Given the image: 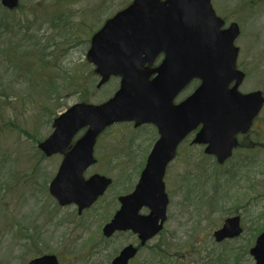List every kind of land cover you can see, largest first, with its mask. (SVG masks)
<instances>
[{
    "label": "rangeland",
    "instance_id": "rangeland-1",
    "mask_svg": "<svg viewBox=\"0 0 264 264\" xmlns=\"http://www.w3.org/2000/svg\"><path fill=\"white\" fill-rule=\"evenodd\" d=\"M102 1L75 0L58 8L72 16L66 14L67 23L57 29L46 20L57 10L54 0H21L14 11L0 3V264H28L48 253L58 255L60 264H110L123 246L139 243L130 234L108 240L102 229L118 207V196L138 181L139 165L154 137L151 128L143 133L119 124L99 138V163L93 169L110 176L113 184L81 215L73 205L60 206L50 194L60 156L47 157L38 147L53 132L58 114L81 101L102 103L119 87L118 78L100 88L98 75L91 80L86 73L84 79L92 34L132 0H106L100 9ZM261 6L236 17L230 0L214 1L226 25L236 21L241 26L236 40L241 64L263 61ZM23 51L24 57L19 56ZM29 62L38 68H29ZM254 68L243 88L264 90V68L259 76ZM82 90L89 92L88 99ZM256 127V140L264 144V108ZM187 144L165 177L170 204L164 230L130 264H158V245L171 248L170 264H253L254 228L258 222L264 225V147L239 151L220 166L203 146ZM126 150L128 159L118 158ZM234 214L242 216L244 233L216 242L214 230Z\"/></svg>",
    "mask_w": 264,
    "mask_h": 264
},
{
    "label": "water",
    "instance_id": "water-1",
    "mask_svg": "<svg viewBox=\"0 0 264 264\" xmlns=\"http://www.w3.org/2000/svg\"><path fill=\"white\" fill-rule=\"evenodd\" d=\"M1 1L9 9L19 5V0ZM224 25L212 0H133L93 34L86 58L101 77L98 87L112 76H119L121 82L107 101L76 103L59 114L52 134L38 145L48 157L66 153L85 129L50 183V192L61 205L76 204L82 213L111 185L108 176L96 173L86 179L84 172L97 162L94 147L99 135L117 122L153 123L160 137L135 189L119 197V210L103 228L107 237L131 230L144 245L163 229L169 204L166 168L189 133L196 132L193 143L206 145L205 153L216 156L218 163L231 157L238 144L236 134L251 127L264 96L260 90L239 91L245 78L237 68L240 48L235 42L240 26L236 22ZM160 53L165 58L152 69ZM194 79L200 80L199 86L180 104H173ZM143 208L149 210L147 214L141 213ZM242 232L237 215L227 218L214 237L221 242ZM137 252L138 247L129 244L111 264H128ZM250 254L254 264H264V231ZM29 264H59V259L46 254Z\"/></svg>",
    "mask_w": 264,
    "mask_h": 264
},
{
    "label": "flooded vegetation",
    "instance_id": "flooded-vegetation-1",
    "mask_svg": "<svg viewBox=\"0 0 264 264\" xmlns=\"http://www.w3.org/2000/svg\"><path fill=\"white\" fill-rule=\"evenodd\" d=\"M214 1L215 0H212V4H213V6H214ZM230 3H231V5L233 6V14H232V16H234V14H235V16L236 17H239L240 15H241V13H243L244 12V10L245 9H250V10H258V8L262 5V6H264V0H230ZM261 6V7H262ZM216 11V10H215ZM217 13V12H216ZM218 14V13H217ZM220 17H222L225 21H226V23H227V18L225 17V16H223L222 15V13L219 11V14H218ZM232 22H236V21H232ZM239 55H240V53H239ZM164 58H165V54L164 53H160L156 58H155V60H154V62L151 64V68L152 69H155V68H157L159 65H161V63L163 62V60H164ZM251 63V62H250ZM237 67H238V69H240L241 71H243L244 73H245V79H244V81H243V83L240 85V87H239V90L242 92V93H250V92H253V91H256V90H261L262 91V93H263V95H264V90L263 89H261V88H256V89H248V90H246V89H244L243 88V84H244V82H245V80H247L248 78H250L251 77V69L253 68V67H255L254 69H253V72L254 73H256L257 72V76H259V73L261 72V70L264 68V58H263V61L262 62H260V63H257V62H252L251 64H249V63H243V64H241V63H239V57H238V61H237ZM152 76H155V75H152ZM118 79H119V82H120V78L118 77ZM199 83H200V81H199V79H194L193 81H191L188 85H186L178 94H177V96L174 98V100H173V104H175V105H178V104H180L182 101H184L187 97H189L190 95H191V93H192V86L194 85L195 86V88L199 85ZM234 85V83H232L231 84V87ZM194 88V89H195ZM263 108H264V105H263ZM263 108H262V110H263ZM262 110H261V112H262ZM260 112V113H261ZM260 113H259V115L257 116V117H255V119L253 120V122H252V125H251V127L246 131V132H239L238 134H236V139H237V146L233 149V153H232V155H231V157H229L224 163H219L220 164V166L221 165H224V164H226L228 161H231L232 160V158L235 156V154L237 153V152H239V151H242V152H244L245 150H248V151H250V150H254V149H256V148H259V147H264V144L262 143V142H260V141H258V140H256L257 139V137H256V135H258L255 131V129H257V123H258V121H259V118H260ZM119 124H130V125H132V128L134 129V130H136V131H141V132H143V133H145V130L147 129V128H151V130H152V133L154 134V137L151 139V141H152V143H150L149 144V146H148V148H147V152L145 151V153L143 154V160L141 161L142 162V164H140L139 165V169H140V167H142V169L140 170V174H139V177H138V181H139V179H140V176H141V173H142V171L144 170V168H145V166H146V164H147V160H148V157H149V155H150V153H151V151H152V149H153V147H154V145H155V143H156V141L159 139V137H160V134H159V131H158V128H157V126L156 125H154V124H152V123H146V124H143V125H139V126H136L135 125V123L132 121V122H123V123H117V124H114V125H112L111 127H109V128H112V127H114V126H116V125H119ZM108 128V129H109ZM259 133V132H258ZM195 137V133H189L184 139H183V141L179 144V146H178V148H177V153H176V157L172 160V161H170L169 163H168V165H167V168H166V173H165V177H167V174H168V172H169V169L171 168V165L174 163V161H176V159L180 156V153H181V150H182V147L184 146V145H186V143L188 142V144H187V146H191L193 143H192V140H193V138ZM74 146V143H71V145L68 147V149H67V151H66V153H58V154H56L55 156H60V164H59V167H58V170H59V168H60V166H61V164H62V162H63V160H64V158H65V155L72 149V147ZM100 146V144H99V142H97V144H96V146H95V148H94V154H95V157L97 158V162H96V164L97 163H99V155H98V147ZM200 146H203V148H204V150H205V148H206V146L205 145H200ZM123 156H125L127 159H128V157L130 156V154H129V152H127V150L126 151H123L120 155H118V158L119 157H123ZM211 157H213L212 155H211ZM215 160H216V157L214 156L213 157ZM110 160H112V159H110ZM110 160H109V162H110ZM95 164V165H96ZM95 165H93V166H91V167H89L85 172H84V177L87 179V178H89V177H91L92 175H94V174H96V173H99V174H103V175H105L104 173H101V172H98V171H95L94 169H93V167L95 166ZM58 170H57V172H58ZM54 178V177H53ZM53 178H52V180H53ZM51 180V181H52ZM50 181V182H51ZM137 181V182H138ZM50 185V184H49ZM136 185V184H135ZM134 188H135V186H134ZM133 188V189H134ZM133 189L131 190V191H133ZM131 191H128V192H126V193H124V194H120L119 196H118V198H117V201H118V207L116 208V209H114V211H113V213L111 214V216H110V218H109V220L105 223V224H107L108 222H110V220L113 218V216L116 214V212L119 210V208H120V200H119V197L121 196V195H126V194H129ZM169 195V194H168ZM104 196V195H103ZM102 196V197H103ZM101 198V197H100ZM99 198V199H100ZM55 199V198H54ZM98 199V200H99ZM57 202H58V200L57 199H55ZM169 200H170V197H169ZM98 202V201H97ZM96 202V203H97ZM58 204L60 205V206H62V207H64V206H75L76 208H77V211H78V214L79 215H81L85 210H87V209H89V208H91V207H89V208H86V209H84L83 211H82V213H79V207L76 205V204H68V205H61L59 202H58ZM146 211V212H145ZM148 212V210L147 209H142L141 210V213H143V214H145V213H147ZM167 220H168V217H167ZM223 223V222H222ZM104 224V225H105ZM165 226V225H164ZM104 227V226H103ZM163 230H164V228H163ZM162 230V231H163ZM161 231V232H162ZM102 232H103V229H102ZM127 234H130L131 236H133L134 238H136L137 240H138V244H135L134 242H130V243H128V244H126L125 246H127V245H129V244H133L134 246H136V247H138V252H137V255H136V257L138 256V254H139V252H140V250L142 249V248H144L147 244H148V242L149 241H147L144 245H142L141 244V240H140V238H139V236L136 234V233H134L133 231H116L113 235H111L110 237H106L104 234V237L106 238V239H108V240H110V239H112L113 237H115V236H123V235H127ZM125 246H123L120 250H119V252L113 257V259L116 257V256H118L119 254H120V252H121V250L125 247ZM40 255H37V256H35V257H39ZM34 257V258H35ZM135 257V258H136ZM134 258V259H135ZM33 259V258H32ZM31 259V260H32ZM113 259H112V261H113ZM30 260V261H31ZM133 259H131L129 262L131 263V261H132ZM29 261V262H30ZM29 262H28V264H29ZM129 263V264H130Z\"/></svg>",
    "mask_w": 264,
    "mask_h": 264
},
{
    "label": "trees",
    "instance_id": "trees-1",
    "mask_svg": "<svg viewBox=\"0 0 264 264\" xmlns=\"http://www.w3.org/2000/svg\"><path fill=\"white\" fill-rule=\"evenodd\" d=\"M54 1H55L57 10L50 12L47 15L48 17H47L46 20L52 21L51 22L52 27L57 29V28H59V26L61 24L67 23L66 20H65V19H67V15L66 14L72 16V14H70V13H67V12H66V14L63 13L62 10H58V8H60V7L64 8L63 6L69 4L70 2L73 3L75 0H54ZM104 5L107 6L106 0L102 1L98 5V8L105 9ZM20 6H22V5H20ZM73 25L75 26V23L69 24V26H73ZM25 51L20 52V53L18 52L19 53L18 55L24 57V55L26 53ZM27 64H29L28 65L29 68H31L33 66H35V68H38L34 63H33V65H32L31 62H29ZM83 69H84L83 71H84V79L85 80H87L88 77H89V79L92 80L93 79L92 77L97 76L96 73H95L94 67L86 59H85V64L83 65ZM86 73H88V77L85 76ZM87 84L89 86V89H91L89 82H87ZM81 87H83V86H81ZM81 92L84 95V99H88L89 98V92L87 90H82ZM263 228H264V225L258 222L257 225H256V228H254L255 231H256V235H258L263 230ZM158 246H159V250L155 251V256H154L156 259H158V261H159L158 264H170L169 261L172 260V256H173V255L169 254L170 253L169 249L171 251V248L169 246H167V245H158Z\"/></svg>",
    "mask_w": 264,
    "mask_h": 264
}]
</instances>
